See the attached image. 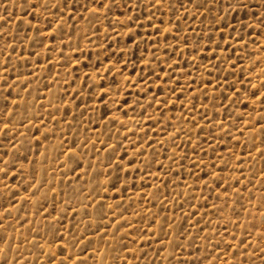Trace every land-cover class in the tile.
<instances>
[{"label": "rangeland", "instance_id": "1", "mask_svg": "<svg viewBox=\"0 0 264 264\" xmlns=\"http://www.w3.org/2000/svg\"><path fill=\"white\" fill-rule=\"evenodd\" d=\"M0 264H264V0H0Z\"/></svg>", "mask_w": 264, "mask_h": 264}]
</instances>
